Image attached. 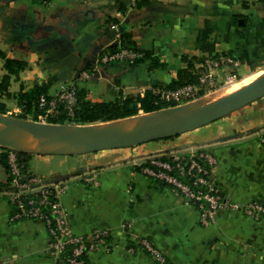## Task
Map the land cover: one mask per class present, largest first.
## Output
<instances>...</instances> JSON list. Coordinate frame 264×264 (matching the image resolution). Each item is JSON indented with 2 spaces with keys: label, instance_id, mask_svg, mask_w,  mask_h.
Returning a JSON list of instances; mask_svg holds the SVG:
<instances>
[{
  "label": "crops",
  "instance_id": "crops-1",
  "mask_svg": "<svg viewBox=\"0 0 264 264\" xmlns=\"http://www.w3.org/2000/svg\"><path fill=\"white\" fill-rule=\"evenodd\" d=\"M122 31L145 56L93 72L81 85L92 101L143 96L196 72L191 65L206 57L239 60L232 67L237 78L264 71V0H148L137 8L126 3L122 14L113 0H0V52L24 64L10 74L9 96L2 97L6 112L18 111L14 99L34 87L56 94ZM3 63L0 58V78L8 73ZM256 131L264 133V96L166 139L83 154L26 153L25 160L44 179L95 177L93 184L69 180L62 194L75 233H111L115 248L89 253L87 264H157L148 253L127 249L132 235L148 238L171 264H264V215L251 218L241 209L264 199V143ZM201 147L214 155L212 177L232 204L217 210L208 226L172 185L141 169L148 164L142 157ZM7 180L0 158V264H55L41 221H9Z\"/></svg>",
  "mask_w": 264,
  "mask_h": 264
},
{
  "label": "built area",
  "instance_id": "built-area-1",
  "mask_svg": "<svg viewBox=\"0 0 264 264\" xmlns=\"http://www.w3.org/2000/svg\"><path fill=\"white\" fill-rule=\"evenodd\" d=\"M127 1L134 5L137 0ZM116 46L105 47L95 61L102 64H132L144 56L141 50L122 45L119 40ZM238 65L239 60L231 59L227 55L206 57L195 65V82H185L176 87H151L150 90L158 100L171 101L175 105L236 81L237 75L232 67ZM91 72L83 69L82 74L85 77L81 75L79 78H87ZM75 103L76 87L73 84L61 83L56 94L39 95L38 105L42 112L38 115L57 117L65 112L67 116H73ZM254 134L264 143L263 132L256 131ZM250 135L253 133L248 134ZM19 152L11 148L5 149L9 184L3 194L12 209L9 221H41L48 234L47 250L55 264H85L89 253L100 248L109 250L111 233L108 229L96 228L85 234L75 233L71 229L62 194L72 179H39L30 174L26 162L21 161ZM170 154H165L170 156L169 160L155 155L147 157L148 160L144 161L148 164L142 165V171L162 183L172 185L186 202L195 205L204 226L213 222L218 209L232 207V204L223 198L220 186L212 177L215 157L208 149L191 148ZM79 178L90 184L96 183L95 177L90 175ZM241 209L251 218L258 219L264 215V204L259 199L249 201ZM129 241L131 242L127 248L130 251L141 250L148 253L157 264H170L166 256L148 238L132 235ZM68 246H71L70 252L66 253Z\"/></svg>",
  "mask_w": 264,
  "mask_h": 264
},
{
  "label": "water",
  "instance_id": "water-1",
  "mask_svg": "<svg viewBox=\"0 0 264 264\" xmlns=\"http://www.w3.org/2000/svg\"><path fill=\"white\" fill-rule=\"evenodd\" d=\"M263 96L264 71L238 89L200 106L184 110L172 106L98 124L42 122L0 112V147L61 154L130 147L179 135Z\"/></svg>",
  "mask_w": 264,
  "mask_h": 264
},
{
  "label": "trees",
  "instance_id": "trees-1",
  "mask_svg": "<svg viewBox=\"0 0 264 264\" xmlns=\"http://www.w3.org/2000/svg\"><path fill=\"white\" fill-rule=\"evenodd\" d=\"M116 6V10L124 12L126 9L127 0H113ZM148 0H137L135 2V8L141 7L145 5ZM115 21L116 18H111ZM119 42L122 45L127 47L136 48L134 41L131 38V35L126 32L122 31L120 33ZM116 48L117 46H111L110 48ZM145 56V54H144ZM136 59L135 62H138L144 58ZM0 58L3 59L4 67L7 69V74H4L0 78V112L6 113V105L2 101V97L9 96L8 87H9V80L10 74H16L18 71L24 66L21 61L11 59L5 56L4 53L0 52ZM192 66V65H191ZM193 69V67H191ZM191 72V73H190ZM196 81V74L195 72L188 70V72H183L178 76V79L172 81L169 85L159 86V87H176L185 82H195ZM40 94L45 93V88L43 86L34 87L26 94H20L16 97L17 103L21 109L24 110L25 113H33L34 115H38L42 112V109L38 105V98ZM174 105L171 101L165 100H158L152 93L150 89H148L143 96L139 95H120L114 101H91L87 97V93L84 88H76V103L73 108V116L77 118L82 123H93V122H105L109 120H114L118 118H124L128 116H132L138 113L139 110L144 112H150L157 109H160L164 106H171ZM20 116V115H19ZM66 113L63 112L57 117L49 116L50 120L53 119H64L66 118ZM21 117H24L21 115ZM26 152H19V155L22 156V162H26L25 160ZM1 161L3 162L7 173H9L8 163L5 159V155L2 154L0 156ZM159 158L163 160H169V155H162ZM146 161V160H145ZM143 161V162H145ZM147 162V161H146ZM264 204V199L261 200ZM71 246H68L66 253L70 252ZM170 263V262H169ZM87 264V261L86 263ZM171 264V263H170Z\"/></svg>",
  "mask_w": 264,
  "mask_h": 264
},
{
  "label": "rangeland",
  "instance_id": "rangeland-1",
  "mask_svg": "<svg viewBox=\"0 0 264 264\" xmlns=\"http://www.w3.org/2000/svg\"><path fill=\"white\" fill-rule=\"evenodd\" d=\"M247 2H250V1H254V0H246ZM128 3V2H127ZM116 13H118V14H122V11H118V10H116ZM121 16H124V15H121ZM118 44V41H115L114 43H107V44H105V46H102L100 49H99V52H97L95 55H93V57L91 58V60H90V62H88V63H86L84 66L85 67H82V68H78L77 69V72H76V77L74 78V79H70V80H66L65 82H63L64 84H66V85H74L76 88L77 87H79V88H82L81 87V85L84 83V81H86V80H88L89 79V77L93 74V72H95L96 70H98L100 67H102L103 65H106V64H102V63H99V62H96L95 60H96V58L98 57V55L102 52V50H104V48L105 47H111V46H115V45H117ZM113 48V47H112ZM194 64L195 63H193V68L195 69V67L196 66H194ZM196 65V64H195ZM83 69L84 70H86L88 73L89 72H91L90 73V76L89 77H87V78H84V79H82V78H79V77H81V75L83 76V77H85L84 76V74H82V71H83ZM262 72H258V73H252V74H247V75H244V76H242V77H238L237 79H236V81H233L232 83H229V84H227V85H225V88L227 87V89H230V90H232V89H234V88H236V87H238V86H240V85H242L243 83H248V82H250L251 80H253L255 77H257V76H259L260 74H261ZM223 87V86H222ZM59 88H60V86H59ZM218 88H220V87H218ZM218 88H216V89H218ZM59 90V89H58ZM215 90V89H214ZM214 90H212V91H214ZM212 91H210V92H212ZM58 92V91H57ZM210 92H208V93H206L207 95L210 93ZM206 94H204V97H205V95ZM203 97V95H201V96H199V98L198 97H196V98H194V99H191V100H188V101H183V102H181V103H178V104H175V105H171V106H164V107H161L160 109H167V108H169V107H172V106H179L181 109H189L190 107L191 108H193V106L194 107H196V106H200V105H203L202 103H206L205 102V98H202ZM202 98V99H201ZM15 100V102L17 103V99L15 98L14 99ZM92 101V100H91ZM195 102V103H193V102ZM199 101H201V102H199ZM22 107H20L19 106V110L18 111H10V112H6V114H8V115H13V116H18V117H21V115H23L24 117H22V118H27V119H32V120H39V121H42V122H57V123H73V124H81L82 123V121H79L77 118H75L74 116H65L66 118H64V119H62V118H60V119H58V118H56V119H53V120H51V121H49L50 120V118L49 117H47V116H42L41 115V117H39V115H34L33 113H25L24 112V110H22L21 109ZM140 112V113H139ZM135 116L137 117V116H140V115H144L145 113H147V112H144V111H139ZM20 115V116H19ZM128 120H132V118H129ZM94 124H98V123H104V122H93ZM5 149H7L6 147H0V153H2V154H4L5 155ZM27 154H30V152H26ZM171 153V152H170ZM170 153H168V154H170ZM165 154H167L166 152L165 153H163L162 155H165ZM171 155V154H170ZM150 156H153V155H148V156H146V157H142L141 158V161H144V159H146V160H148V158L147 157H150ZM5 159H6V157H5ZM137 163V162H136ZM30 174H32V175H34V176H36V177H38L39 179H44L43 177H41V176H39V175H37L36 173H34L33 171H30ZM87 173L86 172H84V173H81V175L80 174H78L77 176L76 175H73V176H70V177H67V178H70V179H73V178H76V177H82V176H84V175H86ZM87 175H89V174H87ZM90 176H93V175H90ZM94 177V176H93ZM62 178H64V177H60V178H57V179H62ZM47 180H50V179H47ZM55 180V179H54ZM9 184V173H8V180H7V184L6 185H8ZM90 184V183H89ZM6 190H7V188L3 191V192H6ZM180 193V192H179ZM181 194V193H180ZM182 195V194H181ZM183 197V196H182ZM184 199V198H183ZM8 200V199H7ZM235 206V205H234ZM219 210V209H218ZM199 212V211H198ZM10 218V217H9ZM23 221V220H22ZM36 221V220H35ZM37 221H39V220H37ZM201 222V221H200ZM202 224V223H201ZM203 225V224H202ZM210 225V224H209ZM204 226V225H203ZM206 226H208V225H206ZM49 240V239H48ZM47 244H48V242H47ZM115 245L114 244H112L111 243V248L109 249V250H106V249H103V248H100V249H103L104 250V252H110L111 250H112V248L114 247ZM47 247V246H46ZM115 248V247H114ZM128 249V248H127Z\"/></svg>",
  "mask_w": 264,
  "mask_h": 264
},
{
  "label": "bare ground",
  "instance_id": "bare-ground-1",
  "mask_svg": "<svg viewBox=\"0 0 264 264\" xmlns=\"http://www.w3.org/2000/svg\"><path fill=\"white\" fill-rule=\"evenodd\" d=\"M245 84H247V83L245 82V83H243L242 85H240V86H238V87H236V88H234V89H232V90L227 89V87L225 88V86H223V87H220V88H218V89H215L214 91L210 92L208 95L206 94V95H205L206 98H205L204 95H203L202 98H205V102L208 103V102L214 101V100H216V99H219L220 97H222V96H224V95H226V94H228V93H230V92H232V91L238 89L239 87H241V86H243V85H245ZM198 98H199V97H198ZM202 98H201V99H202ZM192 102H193V101H192ZM199 102H201V101H199ZM193 103H195V102H193ZM206 103H205V104H206ZM202 104H204V103H202ZM193 107H194V106H193ZM190 108H191V107H190Z\"/></svg>",
  "mask_w": 264,
  "mask_h": 264
}]
</instances>
